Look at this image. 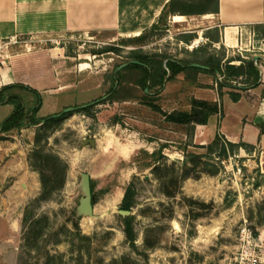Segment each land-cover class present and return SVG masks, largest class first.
<instances>
[{
    "label": "rangeland",
    "instance_id": "obj_1",
    "mask_svg": "<svg viewBox=\"0 0 264 264\" xmlns=\"http://www.w3.org/2000/svg\"><path fill=\"white\" fill-rule=\"evenodd\" d=\"M183 23L188 26H161V37L138 44L122 42L127 36L113 31L30 33L0 42V89L5 70L11 85L24 84L39 94L11 87L3 91L0 103L4 92L16 91L25 108L40 105L35 117H56L37 125L24 120L0 134V264H42L46 251L63 254L56 264H248L254 257L264 264V152L254 149L222 160L213 154L203 160L218 164L219 172L197 176L203 165L194 167L198 159H186L184 153L204 150L188 147L186 126L169 124L140 99H102L112 85V73L132 49L201 60L226 54L254 59L263 53L254 35L244 36L235 49L217 46L203 33L195 37L196 43H180ZM206 33L215 37L213 30ZM107 45L121 50L94 54ZM167 82L155 103L165 111L175 106L183 110L190 100L189 85L177 80L168 88ZM135 93L143 96L141 88ZM172 97L176 105L168 102ZM90 102L93 116L80 108L63 112ZM11 109L0 105V123ZM91 138L94 145L83 143ZM143 138L157 141L153 155L136 148ZM34 154L55 156L60 162L45 164L50 194L35 205L33 215L48 219L41 221L38 247L28 249L24 210L42 191L40 173L29 160ZM154 164L159 171L152 169ZM186 170L190 177L181 181L178 177ZM83 172L90 175L98 196L93 216L76 214ZM129 183L136 189L131 211L135 249L126 240L118 211ZM122 256L129 258L114 262Z\"/></svg>",
    "mask_w": 264,
    "mask_h": 264
},
{
    "label": "crops",
    "instance_id": "obj_2",
    "mask_svg": "<svg viewBox=\"0 0 264 264\" xmlns=\"http://www.w3.org/2000/svg\"><path fill=\"white\" fill-rule=\"evenodd\" d=\"M169 0H0V42L20 34L42 32L88 33L90 31H113L120 36L133 37L149 30L153 25L160 27L187 22L179 33V42L186 43L185 38L200 33L216 44L235 49L241 44L246 35L259 37L263 53L254 54L253 60L260 71L259 82L256 86L244 90L223 87L219 96L216 80L219 75L208 72H198L196 84L184 79V74L176 76L167 82L169 88L177 80H184L189 85V98L219 101L222 106V116L213 114L206 124H196L192 136V144L207 145L219 131L232 142L243 141L264 152V0H218L216 12L197 15H168L161 19L162 10ZM206 19L205 22L200 20ZM193 21V22H192ZM195 21V22H194ZM192 22V23H191ZM177 27V26H176ZM168 28L166 29V31ZM213 30L215 37L210 39L206 31ZM195 40V41H196ZM258 59L255 60V57ZM223 60L233 55H220ZM240 57V56H237ZM175 59H182L174 57ZM199 58V57H198ZM243 58V57H242ZM200 59V58H199ZM247 59V58H246ZM239 64V60L232 61ZM87 64L82 62L81 65ZM206 66V65H205ZM3 84H13L5 70L1 71ZM235 83V82H234ZM165 85V84H164ZM240 85V84H238ZM1 90V89H0ZM230 91L241 94L238 101H233ZM5 93L0 105L12 107ZM18 95L19 92H12ZM21 96V95H20ZM4 101V102H3ZM172 97L168 102L176 105ZM173 104V105H174ZM190 100L183 110H190ZM180 110L176 106L166 112ZM165 111V110H164ZM164 118V116H163ZM169 124L171 122H168ZM175 124V123H171ZM187 135H184V141ZM160 141L171 142L169 139L158 138ZM136 148H145L152 153L156 140L142 139ZM165 147V146H164ZM191 147V145H188ZM240 153L245 150L240 149Z\"/></svg>",
    "mask_w": 264,
    "mask_h": 264
},
{
    "label": "trees",
    "instance_id": "obj_3",
    "mask_svg": "<svg viewBox=\"0 0 264 264\" xmlns=\"http://www.w3.org/2000/svg\"><path fill=\"white\" fill-rule=\"evenodd\" d=\"M218 9V0H169L162 10L161 19L166 18L170 15H197L205 14L209 12H216ZM162 32H164L160 27L153 25L149 30H144L141 34L133 37H128L122 42L129 43H144L150 41V37L157 36L161 37ZM194 34L189 35L185 38L186 43L189 44L194 39ZM121 49L114 45H107L101 49L94 52L106 53L115 52L118 53ZM196 50H193V52ZM129 59L125 61L127 65L118 71L112 73L111 81L112 85L108 92L107 99L110 101L115 100H129V99H140L143 103L151 107L153 110L161 113L167 122L179 124L186 126L187 137L189 138L191 145L195 149H203L204 153H199L195 151H185L184 155L187 159L191 157L193 159H198L194 162V167L202 164L204 170H200L197 173L199 176L201 173H207L210 175H215L219 172L220 167L216 163H212L210 160H203V158H211L213 154L216 155L218 160L227 159L231 156L237 155L240 149L250 152L254 150V146L243 141L232 142L229 141L222 135L219 131L216 132L212 141L207 145H196L192 144V136L194 133V128L196 124H206L208 119L213 114H220L222 116V106L219 101H208L203 99H190V110H173L171 112H166L161 109L160 105L155 103V95H158L159 91L163 88L166 81H171L176 78L177 75L183 73L185 81L196 84L197 73L208 72L216 75V72L222 79L216 80L219 96H222L223 87H230L232 89L244 90L250 86H256L259 82L260 71L257 64L253 59H246L242 57H230L223 60V57L217 55H208L203 60L201 59H175L174 57L168 55L164 52H154L147 53L142 51L140 48L132 49L128 53ZM239 60V64H233L232 61ZM137 61V62H133ZM191 63H199L206 65L207 69H202L198 67L191 66ZM235 82V83H234ZM117 84L114 88V84ZM240 84V85H238ZM17 87L19 89H24L32 92L37 97L39 94L36 90L24 84H15L4 86L0 91V98L2 93L8 88ZM137 88H141L143 96H138L135 92ZM147 88L149 92L145 90ZM153 90V92L151 91ZM229 95L233 101H238L241 94L236 91H230ZM40 99V98H39ZM8 102L13 104L12 112L0 123V134L9 132L16 129L20 124L26 120L30 125L40 124L43 120L45 122L55 121L56 117H35V113L40 108V105L35 104L29 108H25L24 102L20 95L16 93H10L7 96ZM92 104H87L86 106L80 107V111L88 116H93L91 112ZM261 132H264V123L261 125ZM154 152L150 153L153 155ZM32 159L30 156V164L34 165L40 173V180L42 184V191L38 198L31 201L24 210V215L22 219L23 228V241L24 246L28 249L37 248L40 239L43 236L44 226L41 224L42 220H47V216H35L33 215V208L41 200L48 198L50 191L47 188V182L50 181V176L46 177L44 171L45 164L49 161L60 162L58 157L42 154H34ZM38 160V161H37ZM34 162V164H33ZM39 162V163H38ZM185 162V161H184ZM165 166V165H164ZM154 171H159L160 166L154 164L152 166ZM208 168V169H207ZM175 170L173 169V172ZM189 171H183L179 175L181 181L189 178ZM177 181V178H175ZM91 190L93 195V204L97 202V194L93 190V185L91 182ZM173 192H169L172 194ZM136 189L133 183H129L125 189L124 195L122 197L120 209L132 211L135 204ZM134 215H123V231L125 233L126 240L130 246L135 249L136 241V231L134 227ZM74 227L77 232H80V227L77 221L74 223ZM84 238L87 236L82 235ZM63 254L56 253L52 254L46 251L44 261L42 264H56L57 261L62 260ZM127 256H122L119 259L114 260V262H120L128 259Z\"/></svg>",
    "mask_w": 264,
    "mask_h": 264
},
{
    "label": "water",
    "instance_id": "obj_4",
    "mask_svg": "<svg viewBox=\"0 0 264 264\" xmlns=\"http://www.w3.org/2000/svg\"><path fill=\"white\" fill-rule=\"evenodd\" d=\"M258 59V56L255 57V60ZM133 62H137V61H133ZM127 65V63H123L121 65H119L115 72L120 70L121 68L125 67ZM191 66L194 67H198V68H202V69H207L208 67L199 63H191ZM258 67V65H257ZM116 83L114 84V88L116 87ZM145 90L147 91L148 89L145 88ZM109 94L105 95L104 97H102V99L107 98ZM96 102V101H94ZM94 102H90L88 104H92ZM87 104L81 105V106H77V107H67L63 110V112H69V111H74L75 109H78L80 107L86 106ZM45 122L44 120L41 122L43 123ZM84 144H90V145H94L95 144V139H85ZM80 188H81V192H82V196L79 199V203L78 206L76 208V214L78 216L84 215V216H93L94 215V204H93V195H92V190H91V179H90V175L86 172L81 173V180H80ZM119 213H121L122 215H129L131 214V211L129 210H123V209H119L118 210Z\"/></svg>",
    "mask_w": 264,
    "mask_h": 264
},
{
    "label": "built area",
    "instance_id": "obj_5",
    "mask_svg": "<svg viewBox=\"0 0 264 264\" xmlns=\"http://www.w3.org/2000/svg\"><path fill=\"white\" fill-rule=\"evenodd\" d=\"M219 79H222V77L220 76ZM248 264H258V260L255 257L251 258Z\"/></svg>",
    "mask_w": 264,
    "mask_h": 264
},
{
    "label": "bare ground",
    "instance_id": "obj_6",
    "mask_svg": "<svg viewBox=\"0 0 264 264\" xmlns=\"http://www.w3.org/2000/svg\"><path fill=\"white\" fill-rule=\"evenodd\" d=\"M197 42V40L195 41V43Z\"/></svg>",
    "mask_w": 264,
    "mask_h": 264
}]
</instances>
